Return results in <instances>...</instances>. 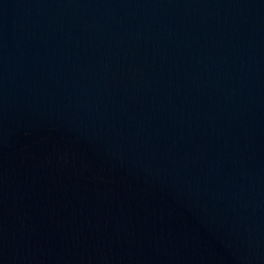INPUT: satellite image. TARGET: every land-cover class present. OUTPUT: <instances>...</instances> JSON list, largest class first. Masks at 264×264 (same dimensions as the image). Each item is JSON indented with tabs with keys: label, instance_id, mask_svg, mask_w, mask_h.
Instances as JSON below:
<instances>
[{
	"label": "water",
	"instance_id": "95a60500",
	"mask_svg": "<svg viewBox=\"0 0 264 264\" xmlns=\"http://www.w3.org/2000/svg\"><path fill=\"white\" fill-rule=\"evenodd\" d=\"M136 0H0V148Z\"/></svg>",
	"mask_w": 264,
	"mask_h": 264
}]
</instances>
